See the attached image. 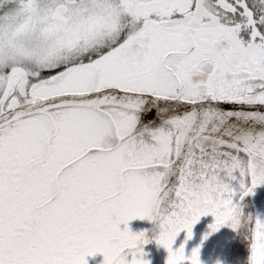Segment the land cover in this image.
<instances>
[{"label": "snow or ice", "instance_id": "snow-or-ice-1", "mask_svg": "<svg viewBox=\"0 0 264 264\" xmlns=\"http://www.w3.org/2000/svg\"><path fill=\"white\" fill-rule=\"evenodd\" d=\"M234 182L264 184V0H0V264H150L151 239L201 264L173 244L208 215L264 264Z\"/></svg>", "mask_w": 264, "mask_h": 264}, {"label": "rangeland", "instance_id": "rangeland-1", "mask_svg": "<svg viewBox=\"0 0 264 264\" xmlns=\"http://www.w3.org/2000/svg\"><path fill=\"white\" fill-rule=\"evenodd\" d=\"M233 188L236 190L234 202L241 203L245 216H250L249 197L246 196L240 201L239 185L234 182ZM148 222L147 220L131 221L129 223L130 229L133 233H138L143 231ZM213 222L214 218L211 215L202 216L199 222L193 226L192 238L185 242L186 232L182 231L173 244V250L184 244L185 254L190 255L194 248H199L201 264H243L247 237L228 226L221 227L217 232L212 233L209 226ZM121 227L123 228V226ZM159 231L158 223L154 222V225L147 231L149 238L158 235ZM209 233L211 234L209 235ZM205 236L207 239H204ZM144 252L146 253L144 259L150 261V264H166L168 252L162 246H158L154 239H151V242L144 246ZM86 259L88 264H103V256L100 254Z\"/></svg>", "mask_w": 264, "mask_h": 264}, {"label": "water", "instance_id": "water-1", "mask_svg": "<svg viewBox=\"0 0 264 264\" xmlns=\"http://www.w3.org/2000/svg\"><path fill=\"white\" fill-rule=\"evenodd\" d=\"M252 195H249V202L251 207V217L253 218V223L255 219H259L261 221H264V184L257 186L253 190ZM154 225V222H148L147 226L143 229V231H148L152 226ZM251 241L250 238H246V248H245V255H244V264H249V257L251 254Z\"/></svg>", "mask_w": 264, "mask_h": 264}, {"label": "trees", "instance_id": "trees-1", "mask_svg": "<svg viewBox=\"0 0 264 264\" xmlns=\"http://www.w3.org/2000/svg\"><path fill=\"white\" fill-rule=\"evenodd\" d=\"M121 226H123V225H121ZM130 226H131V225H129V228H130Z\"/></svg>", "mask_w": 264, "mask_h": 264}, {"label": "bare ground", "instance_id": "bare-ground-1", "mask_svg": "<svg viewBox=\"0 0 264 264\" xmlns=\"http://www.w3.org/2000/svg\"><path fill=\"white\" fill-rule=\"evenodd\" d=\"M246 248V247H245ZM244 264V263H243Z\"/></svg>", "mask_w": 264, "mask_h": 264}, {"label": "flooded vegetation", "instance_id": "flooded-vegetation-1", "mask_svg": "<svg viewBox=\"0 0 264 264\" xmlns=\"http://www.w3.org/2000/svg\"><path fill=\"white\" fill-rule=\"evenodd\" d=\"M146 246V245H145Z\"/></svg>", "mask_w": 264, "mask_h": 264}]
</instances>
